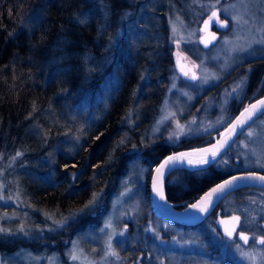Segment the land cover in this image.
Segmentation results:
<instances>
[{
    "label": "trees",
    "instance_id": "1",
    "mask_svg": "<svg viewBox=\"0 0 264 264\" xmlns=\"http://www.w3.org/2000/svg\"><path fill=\"white\" fill-rule=\"evenodd\" d=\"M154 3L0 0V165L12 161L15 171L27 168L37 174L36 186L20 183L25 207L35 203L36 188L43 197V213L53 216L51 211H57L53 216L57 221L73 217L69 232L61 235L64 238L79 227L98 229L101 212L110 208L136 164L147 170L140 191L149 213L153 167L173 151L212 142L208 135L184 139L170 148L162 143L148 145L150 141L142 137L157 116L174 71L167 7L156 8ZM142 16L154 18L146 21ZM79 19L86 22L81 24ZM263 63H250L256 66L249 74L248 90L264 77ZM262 96L264 80L253 98ZM244 104L230 102V120ZM242 135L208 169L171 173L165 184L167 201L181 209L218 181L242 172L230 170L235 165L231 161L234 146ZM55 144L65 146V154L55 151ZM94 194L95 202L89 204ZM257 195L264 196V191L246 188L231 194L201 226H213L215 214L222 213L228 202L241 204ZM30 216L32 223L41 225L39 214ZM61 236L42 241L53 245L62 242ZM31 244L0 238V255L30 249ZM56 244L55 252L62 254ZM207 251L219 257L217 249Z\"/></svg>",
    "mask_w": 264,
    "mask_h": 264
},
{
    "label": "rangeland",
    "instance_id": "2",
    "mask_svg": "<svg viewBox=\"0 0 264 264\" xmlns=\"http://www.w3.org/2000/svg\"><path fill=\"white\" fill-rule=\"evenodd\" d=\"M157 1L154 7L160 8L164 4L168 11L174 71L157 116L142 137L150 141L148 145L162 143L170 148L178 146L184 139L208 135L213 139L231 121L230 102L250 103L263 83V75L258 74V78H262L248 91L249 69L245 64L264 59V0ZM215 9L230 23V31L210 50L202 51L199 26ZM142 18L148 21L154 17ZM178 56L195 67L197 81L185 80L178 73L175 68ZM227 76L231 77L226 79ZM256 83L258 88L254 90ZM111 90L110 87L106 91L107 97L111 96ZM53 148L55 151L61 149L65 154V146L55 144ZM231 161L235 164L230 168L232 171H264V117L242 135L234 146ZM146 172L140 164L132 167L130 178L120 185L110 208L101 212L98 229L81 230L79 227L64 238L61 235L66 233L73 217L57 221L53 217L58 215L57 211H51L53 216L43 213V197L36 188L35 203L30 208L25 207L27 200L21 197L20 183L36 186L37 174L27 168L15 171L12 161L1 164L0 229L3 231H0V238L20 239L32 246L8 256L0 255V264H213L207 260L206 244L199 246L193 240L199 236L175 230L158 219L151 224L140 191ZM222 210L215 214L214 223L231 213L239 214L242 217L240 229L249 237V244L243 249L237 241L220 240L223 234L215 230V238L212 237L209 243L216 244L219 257L228 264H264V245L259 243L264 237V196L257 195L241 204L228 202ZM31 212L41 216V225L32 223ZM147 217L145 226L143 221ZM48 236L64 239L50 245L42 241L48 240ZM56 243L63 250L62 254L56 253ZM244 253L251 254L254 259L250 260ZM73 254L78 258L73 260Z\"/></svg>",
    "mask_w": 264,
    "mask_h": 264
},
{
    "label": "water",
    "instance_id": "3",
    "mask_svg": "<svg viewBox=\"0 0 264 264\" xmlns=\"http://www.w3.org/2000/svg\"><path fill=\"white\" fill-rule=\"evenodd\" d=\"M213 13H216L215 17H213ZM224 21L225 20L222 21L219 20V12L217 10L213 11L202 21L199 27V31L201 33V36L199 38V46L202 50L204 51L209 50L212 46H214L218 42L220 38V33H226L229 30L230 26L227 21H226L227 27L219 26L220 22H224ZM213 28H215V31L213 30ZM213 35L215 36V39L212 38ZM176 69L182 76L190 75L193 80H195L197 77L194 73L193 68L185 62L177 61ZM260 100H264V96L260 97L259 99L253 101L250 104L245 105L241 109V111L234 117V119L223 129V131H221L213 139V141L210 144L205 145L203 147L172 152L164 156L157 163V165L154 167L151 173L149 180L150 203L154 215H156L158 218L168 223L177 224L180 226H188V227L196 226L201 222H203L217 208V206L229 195L246 188H256L264 191V181L258 179V177L264 176V174L257 172H240L229 175L228 177H225L216 184L212 185L210 188L204 191L196 200L187 204L183 209L180 210L175 209L176 205L169 203L165 196V184L171 173L177 170H188V171L205 170L216 164L229 151V149L237 141L240 135L264 114V110H258L252 116L251 119L247 120L245 124H243L240 127H237L235 132L231 131L233 126L237 125L240 119H244V117L241 114L245 113V109H248L250 105L257 104V102ZM225 140H227V143L224 144L223 147H220V145ZM217 148L219 149V151L217 152L215 159L213 160L211 153L213 151H216ZM200 150H209V151L205 153ZM181 153L187 154L183 162L176 163L174 165H169V167L164 170L163 175L158 178L157 170L160 168L161 164H163L168 157L178 156ZM205 155L207 156L209 163L207 164L197 163L199 160L203 159ZM189 160H191L193 163L190 164ZM233 177H242V179L236 180L232 186L226 188L222 193H217L215 196H213L212 203L210 206H208V211L201 212L196 208L190 207V205L200 203L201 199L205 197L206 193H209L217 185L223 184L226 180H232ZM154 185L162 188L164 199H161L160 196L157 195L156 191L154 190ZM201 206L204 205L201 204ZM235 217H239V216L232 215L226 219L225 224L227 230L231 231L233 226H235L236 231L238 230L241 218L239 217V220L237 221L234 220ZM240 235L241 233L237 234V239L243 247H246L248 241L245 242L244 240H242L240 238ZM226 236L229 237L227 235V232H226Z\"/></svg>",
    "mask_w": 264,
    "mask_h": 264
},
{
    "label": "snow or ice",
    "instance_id": "4",
    "mask_svg": "<svg viewBox=\"0 0 264 264\" xmlns=\"http://www.w3.org/2000/svg\"><path fill=\"white\" fill-rule=\"evenodd\" d=\"M215 16H216V13H213V17H215ZM78 22L81 23V24H83V23H85L86 21H85V19H79ZM219 26H220V27H227V22H226V21H224V22H220ZM212 38L215 39V36L213 35ZM258 110H264V100H260V101L257 102V104L250 105V107H249L248 109H245V113H242V114H241V115L244 117V119H240V120L238 121V124H237V125H234L231 131H232V132H235L236 129H237V127H240V126H242L243 124H245V123L247 122V120L251 119L252 116H253ZM245 114H247V115H245ZM226 143H227V140H225V141L220 145V147H223L224 144H226ZM200 151L207 153L209 150H200ZM218 151H219V149L217 148L216 151H213V152L211 153V156H212V159H213V160L215 159V156H216V154H217ZM17 155H21V153H17ZM186 155H187V154L181 153V154H179L178 156H170V157H168V158L164 161V163L161 164L160 168L157 170V172H158V178H159L160 176L163 175L164 170H165L166 168H168L169 165H174V164H176V163H181V162H183V160H184V158L186 157ZM189 163L191 164V163H193V162H192L191 160H189ZM197 163H199V164H207V163H209V160H208L207 156L205 155V157H204L203 159L199 160ZM238 179H242V177H233L232 180H226L223 184H221V185H217V186H216L215 188H213L209 193H206L205 197H203V198L201 199V202H200V203L190 205V207H192V208H196V209H198V210L201 211V212H206V211H208V206L211 205L213 196H215L217 193H222L226 188H229L230 186H232V185L234 184V182H235L236 180H238ZM258 179L264 181V176L258 177ZM154 190L156 191L157 195L160 196L161 199H164V194H163V191H162V188H161V187H157L156 185H154ZM95 198H96V197H95V194H94V196H93V200L90 201L89 204L94 203V202H95ZM201 204H203L204 206H201ZM88 206H89V205H85L86 208H87ZM234 220H237V221H238V220H239V217H235ZM221 223H224V222L221 221ZM0 231H3V229H0ZM235 231H236L235 226H233V228L231 229V231H229V230L226 229L227 235H228L229 237H232V235H233V233H234ZM240 238H241L242 240H244L245 242H247L248 239H249V237L243 235L242 233H241V235H240ZM259 243H260L261 245H264V237H261V238L259 239ZM109 247H111L110 242H109ZM237 247H239V246H237ZM112 254L115 255V253H112ZM244 255L247 256L250 260L254 259V257H253L251 254H249V253H244ZM77 258H78V257H77L75 254L72 255V259H73V260H75V259H77Z\"/></svg>",
    "mask_w": 264,
    "mask_h": 264
},
{
    "label": "flooded vegetation",
    "instance_id": "5",
    "mask_svg": "<svg viewBox=\"0 0 264 264\" xmlns=\"http://www.w3.org/2000/svg\"><path fill=\"white\" fill-rule=\"evenodd\" d=\"M224 18L220 15V20H223ZM180 59V58H179ZM261 61H264V59L263 60H261ZM258 61H251V62H249V63H251V64H256ZM264 64V63H263ZM255 66L256 65H248V69H249V71H248V73L250 74V72H252L254 69H255ZM252 70V71H251ZM256 70H257V68H256ZM255 70V71H256ZM187 79H188V77H186ZM229 78V76L226 78V79H228ZM226 217H223V218H221L217 223H214V226H212V225H209L208 223H207V226H197V227H192V228H186V227H179V226H173V225H169V226H172L173 227V229H175V230H184V231H186L187 233H193L192 235H194V236H199V238L197 239V238H195V239H193V240H195L196 242H197V244L199 245V246H203L204 244H206V246H207V249H206V252H208L207 250H210V249H217L218 250V248H217V246H216V244H213V245H210V241H211V239H212V237H213V240H214V238H215V236H214V232H215V230H217L218 232H222V234H223V236H221V237H219V239L220 240H223V241H227V242H234V241H237V239H236V237H237V234L239 233V232H243L242 230H240V228H239V231H237L236 233H234V235H232V237H227L226 236V229H227V227H226V224H225V219ZM221 221H223L224 223H221ZM182 228H185V229H182ZM219 233V234H220ZM244 233V232H243ZM168 236H170V234L168 235ZM136 250H137V248H135ZM190 256H192V255H190ZM208 257H207V260L209 261V262H212V260H213V253H208V255H207ZM132 259V258H131ZM130 259V260H131ZM215 262H217V263H219V264H225V263H222V261L221 260H219V259H216V260H214Z\"/></svg>",
    "mask_w": 264,
    "mask_h": 264
},
{
    "label": "bare ground",
    "instance_id": "6",
    "mask_svg": "<svg viewBox=\"0 0 264 264\" xmlns=\"http://www.w3.org/2000/svg\"><path fill=\"white\" fill-rule=\"evenodd\" d=\"M150 218L152 219V225H153V223L155 222V221H157V216L156 215H154L153 213L152 214H150ZM149 218L147 217L146 219H145V221H144V223H145V226H146V221L148 220ZM153 228H154V226H153ZM148 238V237H147ZM149 239V238H148ZM144 248V247H143ZM138 250H140V248L138 249ZM146 251V250H145ZM145 254V253H144ZM140 255H143V252L142 253H140ZM144 262V261H143Z\"/></svg>",
    "mask_w": 264,
    "mask_h": 264
}]
</instances>
